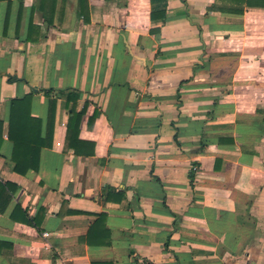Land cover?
<instances>
[{
    "label": "crops",
    "instance_id": "1",
    "mask_svg": "<svg viewBox=\"0 0 264 264\" xmlns=\"http://www.w3.org/2000/svg\"><path fill=\"white\" fill-rule=\"evenodd\" d=\"M0 264H264V0H0Z\"/></svg>",
    "mask_w": 264,
    "mask_h": 264
},
{
    "label": "trees",
    "instance_id": "2",
    "mask_svg": "<svg viewBox=\"0 0 264 264\" xmlns=\"http://www.w3.org/2000/svg\"><path fill=\"white\" fill-rule=\"evenodd\" d=\"M32 99L30 95L22 99H14L10 108L9 139L15 146L14 170L22 175L39 168V154L44 143L39 133L41 121L33 118L31 114ZM78 117L80 114L72 118L68 129L69 143L73 146H75L72 144L73 140H79V127L75 123ZM75 149L80 152L78 147L75 146Z\"/></svg>",
    "mask_w": 264,
    "mask_h": 264
}]
</instances>
